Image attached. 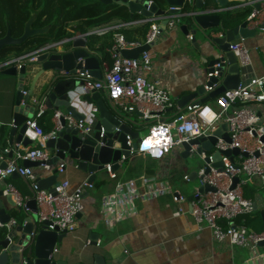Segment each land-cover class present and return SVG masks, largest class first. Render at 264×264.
<instances>
[{
  "label": "built area",
  "instance_id": "built-area-1",
  "mask_svg": "<svg viewBox=\"0 0 264 264\" xmlns=\"http://www.w3.org/2000/svg\"><path fill=\"white\" fill-rule=\"evenodd\" d=\"M260 10L255 9L251 12L248 21L257 25L255 18L259 15ZM178 20L176 18L170 20L169 26H173ZM141 22L143 21L135 20L131 24ZM160 28L159 24L152 21L143 42L128 40L124 34L115 33L113 42L108 47L112 59L111 64L101 79L93 77L89 70L78 71V78L82 82L81 90L84 95L93 90L106 92L112 108L118 112L134 113L138 111L141 113L139 117L142 121L156 119L149 132L141 137L137 149H134L131 137H127L130 156H121L120 162L123 164L132 155H143L153 160H161L174 149H182V145L191 139L212 136L214 131L223 122H226L231 142L218 138L210 152L203 151L199 154L203 160L209 158V162H204V165L197 171L199 186L207 184L216 190L201 193L196 188L188 199L179 190H174L168 182L163 184L152 182L141 193L128 192L124 196L107 199L103 204L105 207L117 208L116 216H122L132 211L135 200L143 195L157 196L171 193L176 202L189 201L190 213L196 223L211 228L217 242L248 248L254 253L253 259H261L263 254L258 250L261 248L260 242L264 241V230L256 231L245 223L238 222V219L254 212V201L244 195V187L255 178H258L264 186V140H262L264 118L259 116L254 107L256 103H264V76H254L247 83L241 82L237 88L225 90L215 99L216 108L207 103L190 102L184 107H179L178 113L173 117L164 118L162 114L168 109L176 107V101L166 87L147 77L153 68L154 51L152 47L143 51L136 59L126 58L122 54L123 49L150 44L161 32ZM189 38L191 39L192 36L189 35ZM230 50L237 57L242 69L252 64L250 51L243 40L231 42ZM41 52L42 48L31 54L29 59L36 60ZM10 62V60L0 62V70L4 66H8ZM21 64H17L18 68L21 67ZM218 74L219 72L215 70L214 73L209 72L208 77L218 76ZM207 89L211 90L213 87H207ZM31 104L36 107V110L34 115L26 121L25 134L40 146L26 147L23 150L18 149L20 145L13 149L12 147L2 148L0 150V182L6 181L14 173L23 177L34 191L38 206V219L50 221L48 228L51 230L72 232L77 227L78 214L84 209L83 193L85 188L93 185L89 184V178L79 183L71 193L68 192L70 181H59L53 186V193L38 189L37 176L33 168L20 164L19 161H40L44 169L52 171L53 167L48 163L52 158V151L46 146V143L62 128L60 119L64 117L69 126L77 127L82 133H91L95 116L91 114L84 120H77L70 113H64L58 109L53 114L54 128L50 132H45L39 125L38 119L48 111V108L39 96L33 97ZM103 133L104 130H102ZM197 146H191L192 154H198ZM233 148H239L241 153L234 156L233 159L221 154L223 170L219 171L214 166L213 154ZM10 153L13 155L8 158ZM3 163H6V167L2 166ZM64 168L65 163L57 165L59 174L64 172ZM207 168L209 172L206 173ZM106 170L112 179L117 178V172L111 171L110 164L106 165ZM235 177H239V181L232 188ZM183 180L190 182V175L184 174ZM5 192L12 194L17 205H24L25 199L11 183L7 185ZM181 211L182 208L175 215H180ZM12 224H15L14 219L6 224L0 222V229Z\"/></svg>",
  "mask_w": 264,
  "mask_h": 264
},
{
  "label": "water",
  "instance_id": "water-1",
  "mask_svg": "<svg viewBox=\"0 0 264 264\" xmlns=\"http://www.w3.org/2000/svg\"><path fill=\"white\" fill-rule=\"evenodd\" d=\"M104 4L124 5L129 9L130 17L140 15L142 21L152 22L161 20V32L157 34L154 41L150 44L123 49L122 54L126 58H138L140 54L154 47L163 33H179L187 37L189 41L197 48H201L196 41L200 36L209 44L210 49L205 54L207 63L206 81L200 84L198 88L178 100V105L184 107L190 102L208 103L215 100L227 89H234L242 82V67L237 57L230 50L231 42L241 38L247 39L254 36L257 28H250L249 21L227 28L226 24L221 23L220 15L224 14L230 8H226L225 0H217V4H212L209 0H164V7H160L154 1L148 0H100ZM254 8L259 10L264 4V0H250ZM167 7V8H166ZM37 13H33L25 24L24 32L20 37H14L11 33L10 25H7V33L0 37V52L6 46L19 45L33 36L48 33L51 24L35 28L33 23ZM179 19L173 26H169L172 19ZM123 25H127L126 23ZM122 26V25H121ZM259 28H264L262 23ZM118 27H109L106 29H96L88 33L77 32L75 36L67 38L56 44L44 46L42 52L36 60H30V56L23 57L25 61L18 68L16 62L21 59L12 60L8 66L0 70L1 74L15 76L19 78V89L16 95V110L13 115V121L9 124L8 144L10 147L22 145L27 147L33 141L26 136L27 119L34 113L36 107L31 104V99L35 93L36 85L44 81L42 90L39 94L40 99L46 104L48 110H62L64 113H70L77 120H84L91 114L96 115V123L91 133H82L80 129L69 126L64 117L60 119L62 128L57 131L55 136L47 140L46 146L52 151V158L48 161L53 169L51 174L46 177H37L38 189L48 190L54 193L53 186L59 183V172L57 164L60 161L69 160L77 165V168L90 174L89 184H93L98 173L106 171V165H111V171L117 172L121 169V156H130V146L127 143V137L130 136L133 141L134 149H137L138 142L143 134L136 129L134 124L137 120L133 115L141 116V113H122L101 99L100 92L91 91L89 94L75 97L73 92L82 85L78 78V71L89 70L93 77L101 79L103 77L99 59L89 49L90 41L88 35L111 31ZM189 35L192 38H189ZM62 47V48H61ZM202 51V50H201ZM217 70L218 76L208 77V73ZM31 80L30 91L24 93V83ZM207 87H213L208 90ZM80 100V101H79ZM84 100V101H81ZM83 103H95V111L88 113L80 112L78 105ZM259 116L264 117V106ZM102 130L104 133L102 134ZM218 138L231 142L228 133V125L223 122L213 135L191 139L182 145L181 157L187 159L192 155L190 152L192 145H198V154L210 152ZM264 140V137L262 138ZM239 148L218 151L213 154L214 166L223 170L221 154L233 159L240 154ZM12 153L9 156L12 157ZM209 162V158L203 160ZM24 165L28 167L40 166V161L25 160ZM6 167V163L2 164ZM209 172L207 168L206 173ZM14 173L12 177H18ZM197 179V171L190 172V181ZM239 177L233 180L232 188L236 186ZM201 193L215 191L210 185L198 186ZM254 211L258 210L257 203L254 201ZM27 209L29 213L22 218H15L13 211L18 213ZM38 206L34 196L25 199L24 205L16 204L11 193H6L0 185V222L8 223L11 219L15 224L6 226L5 236L0 241V264H88L84 261H74L70 257L62 258L58 245L62 243L66 232H59L58 229L48 228L50 221H40L37 216ZM81 213L78 214V216ZM264 216V210H262ZM19 214L17 215V217ZM92 245H96L97 234L91 235ZM264 247V241L259 244ZM93 262L91 264H110L106 258L99 252H89ZM88 252L86 256H89Z\"/></svg>",
  "mask_w": 264,
  "mask_h": 264
},
{
  "label": "crops",
  "instance_id": "crops-1",
  "mask_svg": "<svg viewBox=\"0 0 264 264\" xmlns=\"http://www.w3.org/2000/svg\"><path fill=\"white\" fill-rule=\"evenodd\" d=\"M209 1L212 4L218 3L217 0ZM225 2L227 3L226 8H230L234 12L231 17L219 14L221 23L226 24L227 28L248 20L249 14L255 10L250 0H225ZM263 9L264 4L259 15L255 18L257 25L249 22L250 28H257L256 34L247 39H239L246 43L252 61L249 67L242 69L243 83H247L254 76H264V28L258 27L264 22ZM135 16H137L136 19L133 18L128 22L113 19L101 25L99 29L113 26L118 28L135 26L139 23H131L135 20H142L140 15ZM154 22L161 26V20L158 19ZM125 23L127 25H123ZM196 41L201 48L197 49L182 34H175V32L171 34L168 31L163 33L157 44L152 47L154 51L153 68L147 74V77L149 80L166 87L176 101V107L168 109L162 114L164 118L169 119L176 115L180 107L178 100L182 96L194 92L200 84L206 81L207 63L205 54L210 46L200 36L197 37ZM56 43L58 42L48 43L45 46ZM89 49L99 59L102 75H104L111 64L105 58L108 48L106 51H100L92 47ZM18 58L21 60L16 64L25 61L23 57L16 56H12L10 61ZM43 83L44 81H40L36 85L32 98L39 96ZM19 86L18 77L0 73V150L10 147L7 130L9 124L13 121ZM30 88L31 80H27L24 83L25 94L30 91ZM72 95L78 98V96L84 94L81 87H78ZM100 95L101 99L109 107H112L106 92L101 91ZM74 103L78 105L80 112L95 111L94 102L90 104L86 102L83 104ZM207 104L216 108L215 100ZM263 106L264 103L254 104L258 113L262 111ZM54 112L55 110H48L43 122H41V127L48 129V132L54 128ZM33 115L34 113L30 114V117ZM96 118L95 115L93 117L94 124ZM133 118L135 117L133 116ZM155 121V118L142 121L139 117L137 124L134 125L136 129L145 135L148 132L144 133L141 127L144 124L153 125ZM39 146V143L32 142L27 147ZM24 148L26 147L20 145L18 149L23 150ZM179 150L182 151L181 148L174 149L161 160H153L143 155H132L126 163H122L121 169L117 171L116 179H112L107 170L98 173L93 185L86 187L83 193L84 209L78 216L76 229L66 233L62 243L58 245L61 257H70L74 261H84L91 264L93 258L89 255V252H99L110 264H264V247L258 250L263 254V257L253 259L254 253L248 248L217 242L211 228L196 223L190 213L189 201L176 202L173 200L171 193L157 196L143 195L135 200L134 209L122 216H116L117 208L104 206L105 200L124 196L128 192L141 193L152 182L158 184L168 182L174 190H179L189 199L193 193L177 188L175 183L178 171H180L179 165L181 166L178 161L182 158ZM7 157L11 158L9 155ZM19 163L24 164L23 161H19ZM59 163H65L64 172L59 174V181H70L69 193L73 192L79 183L90 176L87 172L78 169L77 165L69 160L60 161ZM32 168L37 177H46L51 174V171H47L41 165ZM183 174L190 175V172L184 171ZM102 181L101 186H96L97 182ZM9 183L18 190L24 199L34 196V191L23 177L10 176L6 181L0 182V185L6 189ZM248 197L253 199L258 206V210L249 214L251 224L248 227L256 231H263L264 186L258 178L253 179L248 184ZM180 208H182L180 215H175ZM22 213L27 215L29 211L24 209ZM93 233L98 236L95 239L96 245H92L94 240L91 235ZM87 252L89 256H86Z\"/></svg>",
  "mask_w": 264,
  "mask_h": 264
},
{
  "label": "trees",
  "instance_id": "trees-1",
  "mask_svg": "<svg viewBox=\"0 0 264 264\" xmlns=\"http://www.w3.org/2000/svg\"><path fill=\"white\" fill-rule=\"evenodd\" d=\"M154 1L160 7H164V0ZM33 13L37 17L33 27L42 28L51 24L48 33L33 36L19 45L6 46L0 52V62H7L12 56L24 57L33 54L43 48L48 43L61 42L66 38L75 36L77 32L88 33L99 28L104 23L113 19H120L124 22L133 20L130 17L129 9L124 5L104 4L100 0H0V37L7 33V25H10L12 36L20 37L24 32V27ZM233 11L228 10L224 14L233 16ZM137 16H134L136 19ZM152 22H142L135 26L120 27L116 30L105 31L88 35L90 46L93 49L106 51L113 42L115 33H122L128 40L142 42L151 27ZM105 58L111 61L108 52ZM45 112L39 117L38 122L41 126ZM50 129V128H49ZM45 132L48 129L43 128ZM128 161V160H127ZM102 182H97L96 186H101ZM244 195L248 197V185L244 187ZM15 218H22L24 213L13 211ZM19 216L17 217V215ZM240 217L238 222L251 224L250 216ZM5 228L0 229V241L5 236Z\"/></svg>",
  "mask_w": 264,
  "mask_h": 264
},
{
  "label": "rangeland",
  "instance_id": "rangeland-1",
  "mask_svg": "<svg viewBox=\"0 0 264 264\" xmlns=\"http://www.w3.org/2000/svg\"><path fill=\"white\" fill-rule=\"evenodd\" d=\"M133 116L135 117L134 119L139 120V116L137 115H133ZM150 126L151 124H144L143 127H141V129L144 133H147L149 132ZM178 162L181 164V166L179 165L180 171H178V177L175 181L177 188L179 187V189L185 192L193 193L196 190V188H198L200 181L198 179L190 182H187L185 180L183 181V176H184L183 173L184 171H188V172L198 171L204 165V161L199 154H192L187 159L181 158V160H179Z\"/></svg>",
  "mask_w": 264,
  "mask_h": 264
},
{
  "label": "clouds",
  "instance_id": "clouds-1",
  "mask_svg": "<svg viewBox=\"0 0 264 264\" xmlns=\"http://www.w3.org/2000/svg\"><path fill=\"white\" fill-rule=\"evenodd\" d=\"M97 29H99V28H97Z\"/></svg>",
  "mask_w": 264,
  "mask_h": 264
}]
</instances>
